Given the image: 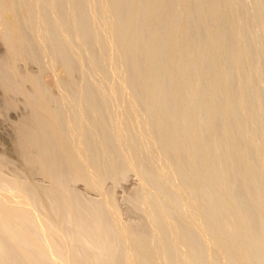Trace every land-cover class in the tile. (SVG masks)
I'll return each instance as SVG.
<instances>
[{
	"label": "bare ground",
	"instance_id": "obj_1",
	"mask_svg": "<svg viewBox=\"0 0 264 264\" xmlns=\"http://www.w3.org/2000/svg\"><path fill=\"white\" fill-rule=\"evenodd\" d=\"M246 1L0 0L19 161L0 154V264H264V0Z\"/></svg>",
	"mask_w": 264,
	"mask_h": 264
},
{
	"label": "rangeland",
	"instance_id": "obj_2",
	"mask_svg": "<svg viewBox=\"0 0 264 264\" xmlns=\"http://www.w3.org/2000/svg\"><path fill=\"white\" fill-rule=\"evenodd\" d=\"M246 3H247V5H248V7L251 9V11H252V9H253V2H252V0H250L249 1V3H248V1H246ZM252 3V4H251ZM252 5V6H251ZM259 37V38H258ZM257 38V40H259V42L260 41H262L263 39H261V36L259 35ZM261 39V40H260ZM258 41H257V44L259 43ZM263 42H264V40L262 41V43H261V45L260 46H264V44H263ZM259 45V44H258ZM4 51H5V48H4V45H3V43L0 41V56H4ZM1 58V57H0ZM25 65H26V68H32V69H36V67L34 66L35 64H32V65H30V64H24V63H22L21 64V66L24 68L25 67ZM37 66V65H36ZM25 68V69H26ZM1 89V88H0ZM1 91V90H0ZM0 94H1V92H0ZM21 101V106H23V103H22V98H19ZM1 105V104H0ZM3 109V108H2ZM1 106H0V154H5V156H7L10 160H13L16 164H19V161H18V157H17V155L16 154H14V151H13V144H12V138H13V126H12V124L15 122V121H18V119H16L15 120V118L16 117H14V120H13V118H10L9 116L8 117H6L5 115H3L2 114V112H1ZM18 112H22V114H23V112H25V110H24V108H23V110L22 109H20ZM13 114H15L16 115V113L15 112H12ZM11 113V114H12ZM21 114V113H20ZM21 114V115H22ZM17 116H18V114H17ZM3 117V118H2ZM7 118H9V119H7ZM20 118V117H19ZM5 120V121H4ZM10 120V121H9ZM14 121V122H13ZM8 122H9V124H8ZM13 122V123H12ZM11 123V124H10ZM12 126V127H11ZM11 131H12V133H11ZM13 135V136H12ZM11 141V142H10ZM2 154V155H3ZM138 182H139V180H138V176L136 175V173L134 172V171H131L129 174H128V176L127 177H125V178H120V180L118 181V187L116 188V190H117V197L119 198V201H120V203H121V206H122V208L125 210V203L123 202V199H124V197H125V195H127V194H129V193H131L134 189H135V187H136V185L138 184ZM109 183V185L108 186H114V183L113 182H108ZM77 187L81 190L82 188V190H84V191H86V188H85V186L83 185V184H81V183H79L78 185H77ZM89 194H91V195H93V193H90V192H88ZM121 199V200H120ZM124 216H126V215H124Z\"/></svg>",
	"mask_w": 264,
	"mask_h": 264
}]
</instances>
